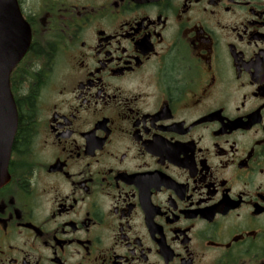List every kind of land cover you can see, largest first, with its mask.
<instances>
[{
	"label": "flooded vegetation",
	"instance_id": "obj_1",
	"mask_svg": "<svg viewBox=\"0 0 264 264\" xmlns=\"http://www.w3.org/2000/svg\"><path fill=\"white\" fill-rule=\"evenodd\" d=\"M17 2L0 264H264V0Z\"/></svg>",
	"mask_w": 264,
	"mask_h": 264
},
{
	"label": "water",
	"instance_id": "obj_2",
	"mask_svg": "<svg viewBox=\"0 0 264 264\" xmlns=\"http://www.w3.org/2000/svg\"><path fill=\"white\" fill-rule=\"evenodd\" d=\"M31 29L17 0H0V187L9 178L8 164L18 126L11 73L31 44Z\"/></svg>",
	"mask_w": 264,
	"mask_h": 264
}]
</instances>
